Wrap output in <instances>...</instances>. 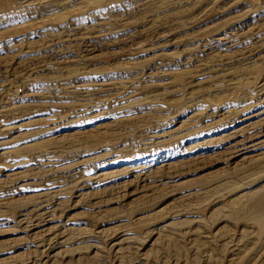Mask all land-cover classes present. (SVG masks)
Segmentation results:
<instances>
[{"label":"rangeland","instance_id":"rangeland-1","mask_svg":"<svg viewBox=\"0 0 264 264\" xmlns=\"http://www.w3.org/2000/svg\"><path fill=\"white\" fill-rule=\"evenodd\" d=\"M256 203L264 0H0V264H264Z\"/></svg>","mask_w":264,"mask_h":264},{"label":"bare ground","instance_id":"bare-ground-1","mask_svg":"<svg viewBox=\"0 0 264 264\" xmlns=\"http://www.w3.org/2000/svg\"><path fill=\"white\" fill-rule=\"evenodd\" d=\"M253 207L257 216H264V207H258L257 203Z\"/></svg>","mask_w":264,"mask_h":264}]
</instances>
